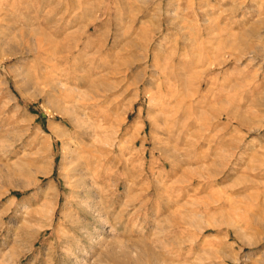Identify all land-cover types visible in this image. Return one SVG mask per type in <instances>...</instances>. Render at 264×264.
Returning <instances> with one entry per match:
<instances>
[{"label":"rangeland","instance_id":"1","mask_svg":"<svg viewBox=\"0 0 264 264\" xmlns=\"http://www.w3.org/2000/svg\"><path fill=\"white\" fill-rule=\"evenodd\" d=\"M109 243L264 264V0H0V264Z\"/></svg>","mask_w":264,"mask_h":264},{"label":"bare ground","instance_id":"2","mask_svg":"<svg viewBox=\"0 0 264 264\" xmlns=\"http://www.w3.org/2000/svg\"><path fill=\"white\" fill-rule=\"evenodd\" d=\"M42 50V49H41ZM43 53V52H42ZM48 56V54H47ZM171 112V111H170ZM88 163V162H87ZM89 177V176H88ZM83 183V182H82ZM83 186V185H82ZM74 189V188H73ZM161 211V210H160ZM135 243V242H134ZM124 250V249H123ZM120 251L117 249L116 243H109L107 246V251L105 253V257L110 263L112 264H130L131 260V253L128 251H122V255L125 259V261H121L122 259L119 257L120 256ZM121 259V260H120ZM129 262V263H128ZM108 264V263H107Z\"/></svg>","mask_w":264,"mask_h":264}]
</instances>
